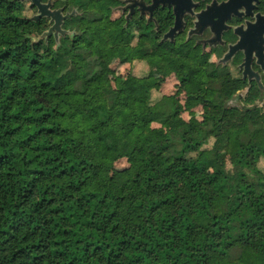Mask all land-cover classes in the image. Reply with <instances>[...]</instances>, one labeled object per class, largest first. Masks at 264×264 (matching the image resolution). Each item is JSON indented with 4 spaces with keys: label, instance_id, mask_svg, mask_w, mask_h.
<instances>
[{
    "label": "trees",
    "instance_id": "1",
    "mask_svg": "<svg viewBox=\"0 0 264 264\" xmlns=\"http://www.w3.org/2000/svg\"><path fill=\"white\" fill-rule=\"evenodd\" d=\"M22 10L0 0V264H264V93L230 107L243 85L184 46L91 10L53 43ZM117 50L152 70L112 83ZM170 75L182 102L153 104Z\"/></svg>",
    "mask_w": 264,
    "mask_h": 264
},
{
    "label": "flooded vegetation",
    "instance_id": "2",
    "mask_svg": "<svg viewBox=\"0 0 264 264\" xmlns=\"http://www.w3.org/2000/svg\"><path fill=\"white\" fill-rule=\"evenodd\" d=\"M4 1L34 12L33 17L39 6L59 12L57 20L45 16L31 21L61 31L83 10L94 11L99 19L125 29L130 42L184 46L246 91L264 93V0Z\"/></svg>",
    "mask_w": 264,
    "mask_h": 264
},
{
    "label": "rangeland",
    "instance_id": "3",
    "mask_svg": "<svg viewBox=\"0 0 264 264\" xmlns=\"http://www.w3.org/2000/svg\"><path fill=\"white\" fill-rule=\"evenodd\" d=\"M22 11L25 18L32 20L34 12L29 11L26 8ZM59 35H61V32L56 31V29L52 26L48 27L47 31L44 33V38L47 40H51L54 43L57 42ZM64 35H66V33ZM135 43L136 41H134L133 44ZM120 57L121 50H117L114 54L113 59L110 62V67L113 70V74L111 76L112 83L122 78H125L128 75H133L135 77L140 78L145 77L152 70L148 62L144 60H135L129 64H120ZM205 80V76H200L196 78L194 82L197 86L202 88L204 87V83L206 82ZM150 82L152 84H157V87L151 92V102L153 104L159 101L161 98L167 97L176 100L179 103L182 102L183 96L181 90H179V84L175 76L170 75L167 76L165 79H161L156 76L155 78H151ZM246 92L247 91L244 88L237 91L234 97L228 102L227 105L230 107H241L243 105L242 100ZM256 103L258 104V106H262L263 101H256ZM204 112V106H196L190 111H184L180 115V118L188 122L191 126H195L202 119V115ZM152 126L159 127L157 124H153ZM136 169L137 167L135 165H131L127 159H121L114 163L110 176L114 180L121 181L125 172L134 173Z\"/></svg>",
    "mask_w": 264,
    "mask_h": 264
},
{
    "label": "water",
    "instance_id": "4",
    "mask_svg": "<svg viewBox=\"0 0 264 264\" xmlns=\"http://www.w3.org/2000/svg\"><path fill=\"white\" fill-rule=\"evenodd\" d=\"M33 2L36 3L34 0H33ZM45 16L51 17V18H54V19L57 20V18L59 17V12H48L46 9H44V7H40L39 6V13H38V15H36L32 19L33 20H37V19H39L41 17H45ZM53 28H55L56 31H60L61 32V35H64L66 33L64 31H61L58 26H53Z\"/></svg>",
    "mask_w": 264,
    "mask_h": 264
}]
</instances>
